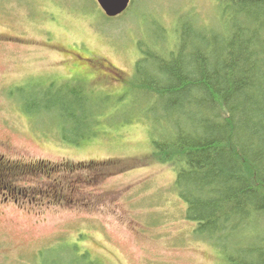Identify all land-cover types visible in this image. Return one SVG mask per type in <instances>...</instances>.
I'll use <instances>...</instances> for the list:
<instances>
[{"label":"rangeland","instance_id":"1","mask_svg":"<svg viewBox=\"0 0 264 264\" xmlns=\"http://www.w3.org/2000/svg\"><path fill=\"white\" fill-rule=\"evenodd\" d=\"M132 4L105 17L96 0H0V143L11 150L0 153L16 166L0 178L10 194L0 264H44L79 254L75 244L102 264L222 263L192 234L173 169L150 159L153 120L134 91L137 43L154 46L159 33L152 21L169 36L180 19H213L215 0ZM31 84L83 89L95 103L87 127L27 111Z\"/></svg>","mask_w":264,"mask_h":264},{"label":"trees","instance_id":"2","mask_svg":"<svg viewBox=\"0 0 264 264\" xmlns=\"http://www.w3.org/2000/svg\"><path fill=\"white\" fill-rule=\"evenodd\" d=\"M214 11L209 22L180 19L169 36L152 21L154 46L137 43L135 105L153 120L150 159L173 169L192 234L221 264H264V0H215ZM35 85L21 91L27 111L87 127L95 103L83 89ZM72 250L44 264H102Z\"/></svg>","mask_w":264,"mask_h":264},{"label":"water","instance_id":"3","mask_svg":"<svg viewBox=\"0 0 264 264\" xmlns=\"http://www.w3.org/2000/svg\"><path fill=\"white\" fill-rule=\"evenodd\" d=\"M131 0H96L107 17H115L126 10Z\"/></svg>","mask_w":264,"mask_h":264},{"label":"flooded vegetation","instance_id":"4","mask_svg":"<svg viewBox=\"0 0 264 264\" xmlns=\"http://www.w3.org/2000/svg\"><path fill=\"white\" fill-rule=\"evenodd\" d=\"M51 46V45H50ZM51 74H52V72H50ZM52 77V76H51ZM51 77H48V79H49V81L52 83L53 82V79H50ZM6 88V87H5ZM4 143L2 142V143H0V147L1 148H3L4 150H5V153L7 154V153H9V151L11 152V150H9V148H5L4 147ZM7 161H8V159H6V157H5V154H4V152L3 153H0V178L1 179H4V176H6L7 175V173L9 172V169H15L16 168V166L15 165H10V164H8L7 163ZM20 169V168H19ZM22 169H24V168H22ZM0 193L2 194V195H4V197H3V199L2 200H0V202H5V201H7L8 199H9V192H8V194H5L4 192H3V187L4 186H6V185H9V183H6V182H4V181H0ZM15 201H17V199H14ZM0 214H4L3 212H1Z\"/></svg>","mask_w":264,"mask_h":264}]
</instances>
